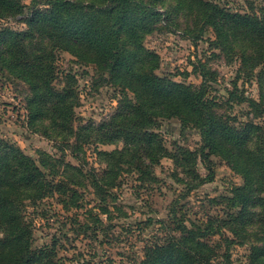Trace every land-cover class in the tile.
Returning <instances> with one entry per match:
<instances>
[{
	"label": "trees",
	"instance_id": "16d2710c",
	"mask_svg": "<svg viewBox=\"0 0 264 264\" xmlns=\"http://www.w3.org/2000/svg\"><path fill=\"white\" fill-rule=\"evenodd\" d=\"M181 14L188 19L183 33L193 43L212 29L214 47L239 56L249 72L264 65V5L259 11L240 12L215 0H32L29 6L23 0H0V19H22L27 26L0 33V71L30 87L32 131L43 132L63 156L70 149L82 164L46 151H39L36 160L13 140L0 138V264H63L55 246L34 245L28 207L55 197L67 209L81 207L79 187L90 185L101 199V213L109 214V190L119 186L120 176L135 171L152 176L164 157L174 158L191 179H180L190 193L214 181L213 155L244 180L227 198L233 212L188 225L174 207L172 232L149 244L137 264H230L236 242L250 243V264H264V128L255 122L239 125L218 114L209 97L216 72L205 62L196 67L202 82L186 84L159 75L161 56L145 45L158 25L168 26ZM61 51L94 65L121 91L109 120L76 126L81 97L76 75L66 73L64 85H57ZM230 94L264 113L262 102ZM172 118L199 130L203 143L198 151L181 148L175 156L166 147L156 131L161 120ZM88 143L123 146L97 149L105 166L98 172L87 170L81 157ZM199 159L206 176L197 170Z\"/></svg>",
	"mask_w": 264,
	"mask_h": 264
},
{
	"label": "rangeland",
	"instance_id": "374dc122",
	"mask_svg": "<svg viewBox=\"0 0 264 264\" xmlns=\"http://www.w3.org/2000/svg\"><path fill=\"white\" fill-rule=\"evenodd\" d=\"M23 1L28 6L32 3V0ZM215 1L240 12L259 11L264 5V0ZM187 21L181 14L174 23L168 26L160 24L146 37L145 45L161 56L157 73L179 82L199 85L202 76L196 67L199 61L205 62L216 72V80L210 82L209 97L217 103L218 114L239 125L255 122L264 128V113L248 102H239L230 94L233 91L239 97L254 98L264 107V65L254 73L249 72L239 56L232 57L214 47L212 41L216 37L212 29L207 30L197 44L193 43L183 33ZM26 27L22 19H0V33L5 29L24 30ZM57 66L58 86L64 85L66 73L77 78L76 87L81 100L76 108V126L109 120L119 107L121 91L104 80L94 65L81 64L68 52L58 53ZM30 95V87L26 83L0 71V138L13 140L36 160L40 159L39 151H46L54 157H63L67 163L82 165L70 149L63 156L43 132L32 131L27 109ZM156 132H160L166 147L175 156H179L181 148L196 152L203 143L196 127H185L177 118L161 120V128ZM122 146L121 143L85 144V156L82 154L81 157L86 161V169L93 168L98 172L104 169L97 155L98 148L110 151ZM211 159L214 181L190 193L180 179H191L174 158L164 157L155 166L152 176H143L138 171L125 172L120 176L119 186L109 190L106 204L109 214L101 213V199L90 185L79 187L81 207L67 209L58 203L56 197L46 199L37 208L30 206L28 213L34 220V245L55 246L63 264H137L143 259L149 244L165 239L172 232L171 211L174 207L188 225L207 221L210 216H225L227 211L233 212L228 207L227 198L233 196V188L242 185L244 180L221 157L213 155ZM197 170L202 176L208 173L200 159ZM229 235L234 238L232 233ZM250 249V243H233L230 264H250Z\"/></svg>",
	"mask_w": 264,
	"mask_h": 264
},
{
	"label": "built area",
	"instance_id": "2783aa9c",
	"mask_svg": "<svg viewBox=\"0 0 264 264\" xmlns=\"http://www.w3.org/2000/svg\"><path fill=\"white\" fill-rule=\"evenodd\" d=\"M13 116H16V115H13Z\"/></svg>",
	"mask_w": 264,
	"mask_h": 264
}]
</instances>
